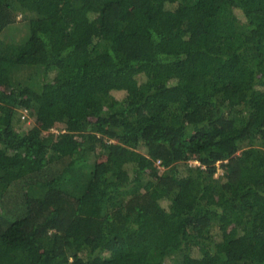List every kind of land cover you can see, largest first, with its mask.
Instances as JSON below:
<instances>
[{"label": "trees", "instance_id": "1", "mask_svg": "<svg viewBox=\"0 0 264 264\" xmlns=\"http://www.w3.org/2000/svg\"><path fill=\"white\" fill-rule=\"evenodd\" d=\"M0 264H264V0H0Z\"/></svg>", "mask_w": 264, "mask_h": 264}, {"label": "rangeland", "instance_id": "2", "mask_svg": "<svg viewBox=\"0 0 264 264\" xmlns=\"http://www.w3.org/2000/svg\"><path fill=\"white\" fill-rule=\"evenodd\" d=\"M15 29H18L19 32H21L23 29H24V23L23 22H20L16 25ZM14 29V30H15ZM27 74V73H26ZM23 77V75H22ZM32 77H34L35 79H39L41 78V73H39V70L35 69V70H32ZM115 85H117V83H115ZM123 94V91L122 90H115V95L117 96H121ZM24 116H26V119H24ZM15 123L20 126V127H23V126H26L30 123H33V116L29 113V111L27 110V113L25 112V110L21 109V110H18V113H17V119L15 121ZM63 129V124H58L56 126L55 129L52 130V132H55V133H58L60 132L61 130ZM191 163H196V162H191ZM222 168H219L218 170V175L219 174H222ZM85 175L82 177L81 180L79 181H74L72 184H70L68 187H69V190H71L72 192L74 193H80L82 190V188L80 186H78L80 184V182L84 179Z\"/></svg>", "mask_w": 264, "mask_h": 264}, {"label": "built area", "instance_id": "3", "mask_svg": "<svg viewBox=\"0 0 264 264\" xmlns=\"http://www.w3.org/2000/svg\"><path fill=\"white\" fill-rule=\"evenodd\" d=\"M25 112L27 113V110H25ZM24 119H26V116H24Z\"/></svg>", "mask_w": 264, "mask_h": 264}]
</instances>
